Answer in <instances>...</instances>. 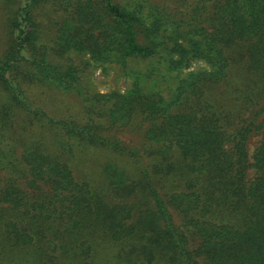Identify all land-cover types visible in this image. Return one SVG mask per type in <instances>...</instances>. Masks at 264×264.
<instances>
[{
  "label": "trees",
  "instance_id": "1",
  "mask_svg": "<svg viewBox=\"0 0 264 264\" xmlns=\"http://www.w3.org/2000/svg\"><path fill=\"white\" fill-rule=\"evenodd\" d=\"M0 3V264H264V0ZM94 63L132 85L89 90Z\"/></svg>",
  "mask_w": 264,
  "mask_h": 264
},
{
  "label": "rangeland",
  "instance_id": "2",
  "mask_svg": "<svg viewBox=\"0 0 264 264\" xmlns=\"http://www.w3.org/2000/svg\"><path fill=\"white\" fill-rule=\"evenodd\" d=\"M123 2L125 0H117ZM153 4H168L167 0H146ZM39 17L41 24V29L48 32L50 35H54L55 28L51 27L52 18H59V15L53 12L51 9L48 11L42 10ZM6 36L5 29V15L0 3V53L2 51V44ZM49 38V37H48ZM131 70L134 72L135 69H140L142 71L146 70V66L143 64H131ZM206 69V66L202 62L194 63L192 68L189 70H199ZM133 73L129 72V75L121 70L116 65L99 63L92 64L86 71L85 75L83 74V82L86 88L91 91L99 92L102 94L109 92H119L123 93L126 91V88L132 85V76ZM162 92V91H161ZM165 94V92H162ZM32 94L39 104L42 106L48 114L55 118L67 117L69 115L75 114L78 111V104L75 99L62 94L61 92L51 90L44 87H34L32 88ZM163 94V95H164ZM142 130L139 128L138 124H129L128 126L120 127L113 130V133L121 142L128 146H139L140 145V135ZM259 141V137H252L249 144L250 151L254 149ZM99 161H104L99 158ZM83 168V167H82ZM79 176H86L85 173H80Z\"/></svg>",
  "mask_w": 264,
  "mask_h": 264
}]
</instances>
